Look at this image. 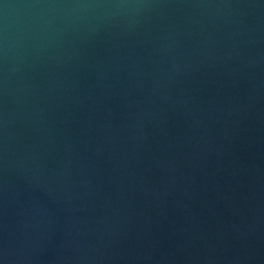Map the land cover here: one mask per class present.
<instances>
[{
	"label": "water",
	"instance_id": "95a60500",
	"mask_svg": "<svg viewBox=\"0 0 264 264\" xmlns=\"http://www.w3.org/2000/svg\"><path fill=\"white\" fill-rule=\"evenodd\" d=\"M0 264H264V0H0Z\"/></svg>",
	"mask_w": 264,
	"mask_h": 264
}]
</instances>
